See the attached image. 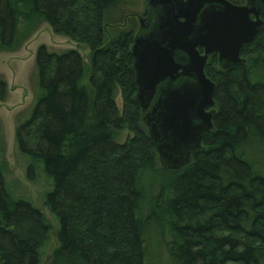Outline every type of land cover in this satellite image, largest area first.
Returning <instances> with one entry per match:
<instances>
[{
    "label": "trees",
    "instance_id": "16d2710c",
    "mask_svg": "<svg viewBox=\"0 0 264 264\" xmlns=\"http://www.w3.org/2000/svg\"><path fill=\"white\" fill-rule=\"evenodd\" d=\"M136 1L0 0L2 48L15 43L20 19L45 20L91 54L87 63L76 48L37 49L41 94L16 137L53 182L46 202L59 223L57 246L41 263L51 226L38 207L12 197L0 160V264H148L154 219L169 235L170 264H264V29L242 48L245 62L223 70L209 59L215 128L189 165L171 171L136 98V25L117 26ZM122 129L132 136L120 143ZM160 172L167 181L151 184L159 191L144 210L143 180Z\"/></svg>",
    "mask_w": 264,
    "mask_h": 264
},
{
    "label": "water",
    "instance_id": "95a60500",
    "mask_svg": "<svg viewBox=\"0 0 264 264\" xmlns=\"http://www.w3.org/2000/svg\"><path fill=\"white\" fill-rule=\"evenodd\" d=\"M249 1L240 6L229 0H148V31L137 33L131 47L136 98L168 170L189 165L215 128L216 83L205 71L210 55L218 54L223 70L245 62L242 48L264 29V0Z\"/></svg>",
    "mask_w": 264,
    "mask_h": 264
},
{
    "label": "rangeland",
    "instance_id": "374dc122",
    "mask_svg": "<svg viewBox=\"0 0 264 264\" xmlns=\"http://www.w3.org/2000/svg\"><path fill=\"white\" fill-rule=\"evenodd\" d=\"M137 1L139 4L135 3L132 9L123 7V11H126L117 16L120 20L117 26L126 27L133 22L136 30L138 29L140 23L136 15H143L146 12L147 3L146 0ZM107 30L108 36H111V28ZM42 44L52 52L76 48L87 63L91 54L85 43L55 32L45 20L27 24L20 19L13 46L7 49L0 46V79L6 82V95L0 99V160L5 162V180L12 197L25 199L38 207L51 226L49 239L39 252L41 263H44L57 246L56 231L59 223L46 202L47 193L52 190L53 182L46 175L42 163L33 161L21 152L16 137L18 125L31 116L41 94L35 57L37 49ZM215 64L218 67L217 61ZM118 99L120 100L119 94ZM129 136H132V133L128 129H122L116 133V140L123 143ZM31 165L34 167L32 172L29 171ZM164 175L160 172L145 176L143 185L147 194L143 202L144 210L148 208L147 197L159 191L157 186L151 187V184L166 182L167 178H164ZM164 226L159 219H154L151 224L148 233V264H170L167 247L169 235Z\"/></svg>",
    "mask_w": 264,
    "mask_h": 264
},
{
    "label": "flooded vegetation",
    "instance_id": "af4514ba",
    "mask_svg": "<svg viewBox=\"0 0 264 264\" xmlns=\"http://www.w3.org/2000/svg\"><path fill=\"white\" fill-rule=\"evenodd\" d=\"M230 2H232L233 4H236V5H240V6H245L247 5L250 1L249 0H229ZM254 2V0H252ZM255 3L258 4V5H262V2L261 0H255ZM137 17H139V27L138 29L136 30V33H146L148 31V27L150 25V11H149V7H148V0H147V9H146V12L143 14V15H136ZM149 16V17H148ZM143 17V18H146V20L144 19L143 23L140 22V18ZM253 17V15H252ZM261 17L264 19V13L261 15ZM153 20V18H152ZM143 25V26H142ZM142 26V27H141ZM134 35V37H135ZM200 52L203 53L204 52V49L203 48H200ZM213 55H216L217 57V62H218V66H219V61H218V54H212L210 55L209 59L213 56ZM208 59V61H209ZM208 64V63H207ZM207 66V65H206ZM206 69V68H205ZM207 75V74H206ZM180 79L183 80L185 79V76H180Z\"/></svg>",
    "mask_w": 264,
    "mask_h": 264
}]
</instances>
